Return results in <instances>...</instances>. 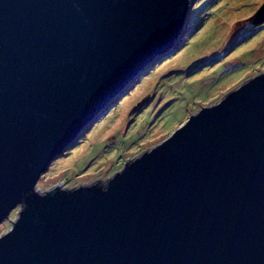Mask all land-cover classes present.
I'll use <instances>...</instances> for the list:
<instances>
[{
  "label": "water",
  "instance_id": "obj_1",
  "mask_svg": "<svg viewBox=\"0 0 264 264\" xmlns=\"http://www.w3.org/2000/svg\"><path fill=\"white\" fill-rule=\"evenodd\" d=\"M190 2L0 0V224L17 209L0 264H264V71L104 185L36 189L174 47Z\"/></svg>",
  "mask_w": 264,
  "mask_h": 264
},
{
  "label": "rangeland",
  "instance_id": "obj_2",
  "mask_svg": "<svg viewBox=\"0 0 264 264\" xmlns=\"http://www.w3.org/2000/svg\"><path fill=\"white\" fill-rule=\"evenodd\" d=\"M263 0H194L178 48L149 68L124 95L54 159L36 184H104L130 161L167 139L190 115L264 71V22L250 17ZM17 209L0 224L11 228Z\"/></svg>",
  "mask_w": 264,
  "mask_h": 264
},
{
  "label": "trees",
  "instance_id": "obj_3",
  "mask_svg": "<svg viewBox=\"0 0 264 264\" xmlns=\"http://www.w3.org/2000/svg\"><path fill=\"white\" fill-rule=\"evenodd\" d=\"M194 4V0H191V2H190V7L192 6ZM189 22H190V19H189V17L187 18L186 17V20H185V23H184V25H183V29H182V32H181V35H180V37L178 38V40H177V42L175 43V45H174V47L171 49V50H169L167 53H165V54H163V55H161V56H158L152 63H151V65H149V66H147L140 74H139V76H137L126 88H124L114 99H112L107 105H106V107L104 108V109H102L99 113H98V115L97 116H100V115H102L108 108H109V106L112 104V103H114V102H116L117 101V99L119 98V97H121L122 95H124L125 94V92L130 88V86L132 85V84H134L149 68H151L152 66H154L156 63H158L159 61H161V59L162 58H165V57H167L171 52H173V51H175L177 48H178V45L181 43L180 41L182 40V37L186 34V32H187V30L189 29ZM254 28V26H250V28ZM96 116V117H97ZM96 117L94 118V120L96 119ZM94 120H92V121H90L89 122V124H91ZM89 124L84 128V130L85 129H87L88 127H89ZM84 130L79 134V136L84 132ZM71 146H72V144H71ZM70 147V146H69ZM68 151V150H67Z\"/></svg>",
  "mask_w": 264,
  "mask_h": 264
},
{
  "label": "flooded vegetation",
  "instance_id": "obj_4",
  "mask_svg": "<svg viewBox=\"0 0 264 264\" xmlns=\"http://www.w3.org/2000/svg\"><path fill=\"white\" fill-rule=\"evenodd\" d=\"M102 185H104V184H102Z\"/></svg>",
  "mask_w": 264,
  "mask_h": 264
}]
</instances>
